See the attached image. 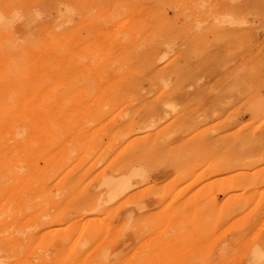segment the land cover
I'll use <instances>...</instances> for the list:
<instances>
[{
  "label": "bare ground",
  "instance_id": "obj_1",
  "mask_svg": "<svg viewBox=\"0 0 264 264\" xmlns=\"http://www.w3.org/2000/svg\"><path fill=\"white\" fill-rule=\"evenodd\" d=\"M0 264H264V0H0Z\"/></svg>",
  "mask_w": 264,
  "mask_h": 264
}]
</instances>
